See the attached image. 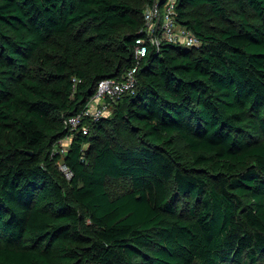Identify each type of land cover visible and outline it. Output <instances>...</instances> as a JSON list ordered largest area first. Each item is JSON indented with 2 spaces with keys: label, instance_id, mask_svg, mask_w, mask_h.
Listing matches in <instances>:
<instances>
[{
  "label": "trees",
  "instance_id": "16d2710c",
  "mask_svg": "<svg viewBox=\"0 0 264 264\" xmlns=\"http://www.w3.org/2000/svg\"><path fill=\"white\" fill-rule=\"evenodd\" d=\"M167 1L0 0V264H264V0H174L199 45L148 46L110 115L63 123Z\"/></svg>",
  "mask_w": 264,
  "mask_h": 264
},
{
  "label": "built area",
  "instance_id": "2783aa9c",
  "mask_svg": "<svg viewBox=\"0 0 264 264\" xmlns=\"http://www.w3.org/2000/svg\"><path fill=\"white\" fill-rule=\"evenodd\" d=\"M174 0H168L161 10L156 3L147 6L143 11L145 28L141 38L136 40L133 53V65L120 78L101 79L96 83L93 93L88 98L82 110L63 121L66 129L71 132L79 131L87 134L88 121H97L107 116L109 107L121 96L132 94L135 89V73L140 60L145 56L148 46H158L160 42L179 43L185 47L199 45L197 37L187 28L178 26L171 16ZM74 81V79H73ZM69 138H63L52 148V154L64 155L65 146ZM65 176L70 172L59 166Z\"/></svg>",
  "mask_w": 264,
  "mask_h": 264
},
{
  "label": "rangeland",
  "instance_id": "374dc122",
  "mask_svg": "<svg viewBox=\"0 0 264 264\" xmlns=\"http://www.w3.org/2000/svg\"><path fill=\"white\" fill-rule=\"evenodd\" d=\"M113 110H114V108L110 110V113L108 115H110L113 112ZM59 166L61 167V164ZM127 186H128V182L123 181V180L110 181L107 185V189L112 196V195H117V194L122 193L123 191H125Z\"/></svg>",
  "mask_w": 264,
  "mask_h": 264
}]
</instances>
